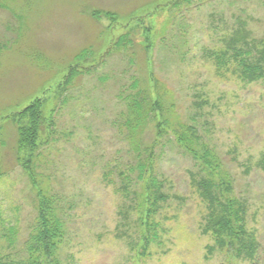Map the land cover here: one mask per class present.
Returning <instances> with one entry per match:
<instances>
[{
    "label": "rangeland",
    "instance_id": "1",
    "mask_svg": "<svg viewBox=\"0 0 264 264\" xmlns=\"http://www.w3.org/2000/svg\"><path fill=\"white\" fill-rule=\"evenodd\" d=\"M103 11L114 15L97 18ZM122 34L132 43L110 51ZM231 46L251 49L256 75L233 60L216 71L214 54H231ZM75 65L83 72L67 85L64 104L58 85ZM134 77L149 88L156 81L172 104L171 121L197 125L219 156L233 179L229 195L245 204L252 252L236 256L204 231L196 184L203 172L177 147L176 125L157 148L156 176L168 195L164 234L144 242L135 204L117 191L130 154L125 127L113 126L124 121L118 95ZM37 97L41 119L53 114L55 129L41 126L46 142L34 167L40 191L67 213L65 264H264V0H0V257L13 251L4 233L16 227L21 248L36 216L38 191L17 161L13 118L24 125ZM144 134L150 142L155 131Z\"/></svg>",
    "mask_w": 264,
    "mask_h": 264
},
{
    "label": "trees",
    "instance_id": "2",
    "mask_svg": "<svg viewBox=\"0 0 264 264\" xmlns=\"http://www.w3.org/2000/svg\"><path fill=\"white\" fill-rule=\"evenodd\" d=\"M183 1L188 2L189 0ZM95 15L97 18H101L114 14L103 11L101 16L100 12ZM131 43L128 35L122 34L115 40L110 51L119 53L118 50H122ZM250 52V48L231 46V54L222 51L215 53L216 71H219L222 63L233 60V66L241 68L243 74L256 75L259 67L253 65L254 60ZM246 55H250V59H246ZM78 63L83 64L84 61L80 58ZM77 66L71 67V71L58 85L62 92H65L67 85L75 75L83 72L82 68L77 69ZM149 78V82L153 83L150 76ZM140 79V77H134L124 94L118 95L125 103L126 108L122 113V117L125 118L123 122L116 120L113 126L117 125L119 129L125 127V129L123 128L125 140L130 154L129 161L117 171L119 181L117 191L122 198L135 204L134 210L140 214L139 220L144 228L142 239L149 243L158 240L164 234L163 223L159 216L162 209L161 202L165 201L168 195L162 192L163 179L156 176L159 160L157 148L161 144L162 134L168 128L173 127L174 129L176 125L173 133L175 142L178 144L177 147L187 151L194 160L199 162L203 172V175L196 180V184L207 210L204 214V231L211 229L215 241L220 246L231 248L236 256L252 252L256 243L253 234L245 228L246 216L240 213L245 210V204L240 199L229 195L232 191L233 179L229 172L225 173L222 170L219 156L202 142L197 125L180 123L178 120L175 123L171 121L169 112L172 104L169 105L165 100V91L162 87H157L156 81L149 88L148 85L139 86ZM69 99L66 91L61 102L67 104ZM39 102V97H37L25 109L24 113H29V118H25L24 125L17 122V115L13 118L17 132V161L31 180L32 188L38 191L36 216H34L30 231L23 240L21 248H17L15 244L18 237L16 227L10 228L4 233L2 237L5 238L9 247H13L11 248L13 251L2 255L0 264H65L66 262L62 258L60 250L67 242L65 236L67 213H65L64 206L56 202L53 196L40 191L37 181L39 176L34 167L35 159L39 155L38 149L46 142L40 138L41 126L45 125L44 128L47 126L49 131L55 129L53 114L47 122L41 119V113L35 107ZM151 127L154 129L155 135L149 142L143 135ZM20 151H28L24 159H21ZM136 202L139 204L137 205Z\"/></svg>",
    "mask_w": 264,
    "mask_h": 264
}]
</instances>
